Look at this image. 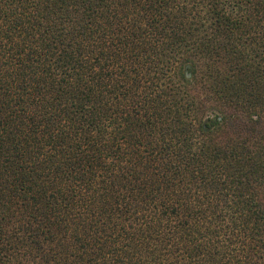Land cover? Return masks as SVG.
Returning a JSON list of instances; mask_svg holds the SVG:
<instances>
[{"label":"trees","instance_id":"16d2710c","mask_svg":"<svg viewBox=\"0 0 264 264\" xmlns=\"http://www.w3.org/2000/svg\"><path fill=\"white\" fill-rule=\"evenodd\" d=\"M0 264H264V0H0Z\"/></svg>","mask_w":264,"mask_h":264}]
</instances>
